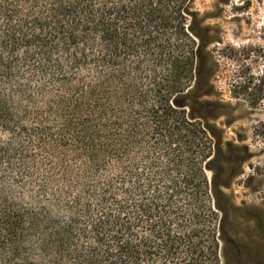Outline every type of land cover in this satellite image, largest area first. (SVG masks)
Masks as SVG:
<instances>
[{
    "label": "trees",
    "instance_id": "1",
    "mask_svg": "<svg viewBox=\"0 0 264 264\" xmlns=\"http://www.w3.org/2000/svg\"><path fill=\"white\" fill-rule=\"evenodd\" d=\"M193 2L0 0V264H221L254 154ZM252 49L230 92L264 116Z\"/></svg>",
    "mask_w": 264,
    "mask_h": 264
},
{
    "label": "rangeland",
    "instance_id": "2",
    "mask_svg": "<svg viewBox=\"0 0 264 264\" xmlns=\"http://www.w3.org/2000/svg\"><path fill=\"white\" fill-rule=\"evenodd\" d=\"M193 8L208 14L205 24L217 29L221 38L215 47L219 60L215 85L223 101L235 106L238 118L223 127L224 139L243 134L247 138L243 143L254 154L226 191L237 208L228 212L224 224L227 240L221 245V264L236 263L231 253L237 264H264V142L252 137L253 126L264 116L230 92L238 72L258 68L252 48L264 45V0H194Z\"/></svg>",
    "mask_w": 264,
    "mask_h": 264
}]
</instances>
